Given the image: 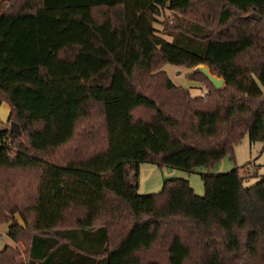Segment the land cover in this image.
Here are the masks:
<instances>
[{
    "label": "trees",
    "instance_id": "trees-1",
    "mask_svg": "<svg viewBox=\"0 0 264 264\" xmlns=\"http://www.w3.org/2000/svg\"><path fill=\"white\" fill-rule=\"evenodd\" d=\"M163 9L193 17L164 22L171 40L154 27ZM163 64L204 65L223 85L196 69L209 91L193 96ZM1 102L0 169H38L31 229L0 214L24 242L12 264H264V174L202 173L203 195L184 178L137 191L140 162L210 168L245 133L264 140V0H12ZM158 245L166 260L144 259Z\"/></svg>",
    "mask_w": 264,
    "mask_h": 264
},
{
    "label": "rangeland",
    "instance_id": "rangeland-1",
    "mask_svg": "<svg viewBox=\"0 0 264 264\" xmlns=\"http://www.w3.org/2000/svg\"><path fill=\"white\" fill-rule=\"evenodd\" d=\"M12 0H0V12L4 10ZM193 19V17L181 15L180 13H174L167 9H163L161 14L157 16V21L154 23V27L159 35L165 39L171 40V37L162 33L164 29V22L169 25H174L177 19L181 18ZM212 28H215V23H211ZM164 32V31H163ZM200 66V65H198ZM187 68L185 66H176L172 64H163L157 71H164L171 79V81L181 88L190 91L191 95H204L209 91V87L202 78L197 77L195 80L188 78L190 73H194L197 67ZM204 66V65H203ZM155 71V72H157ZM141 76V75H140ZM141 79H144L142 76ZM150 89L156 93L164 94L159 87V77L154 75L152 78ZM7 107L4 103L0 105V111ZM10 121L6 119V122H0V130L10 127ZM238 168L240 173L248 175L244 179L245 186L254 184L261 175L264 174V140L251 143L248 139V135L245 133L243 137L234 145L232 155H226L219 160L212 167H197L193 170H182L172 168L169 170L167 167L158 166L152 162L144 161L138 164L137 169V191L140 194H152L157 193L161 189L164 180L171 178H184L187 179L197 195L204 194V186L202 181V173H224L232 169ZM13 169V170H12ZM0 214L4 216L13 215L17 221L22 225L25 230H30L32 225L33 209L35 193L34 185L38 180V169L35 167H29L24 170H18L16 168H2L0 169ZM10 170V171H9ZM248 171V173H246ZM4 176H22L15 189H7ZM37 185V184H36ZM36 189V187H35ZM8 192V194L6 193ZM7 222L0 224V249L7 246L10 250L16 253V257H7L3 260H9L11 262H23L24 261V242L18 240L13 242L6 235ZM164 244V243H163ZM144 259L148 257H155L159 260H166V253L163 245L156 246L153 251L143 253Z\"/></svg>",
    "mask_w": 264,
    "mask_h": 264
},
{
    "label": "water",
    "instance_id": "water-1",
    "mask_svg": "<svg viewBox=\"0 0 264 264\" xmlns=\"http://www.w3.org/2000/svg\"><path fill=\"white\" fill-rule=\"evenodd\" d=\"M197 69L201 70V72L208 78V80L213 84L216 89H220L222 87L223 79L212 75L206 66L200 65L197 67ZM12 128L16 129L17 125L15 123H12ZM171 169L172 168H169V170Z\"/></svg>",
    "mask_w": 264,
    "mask_h": 264
},
{
    "label": "crops",
    "instance_id": "crops-1",
    "mask_svg": "<svg viewBox=\"0 0 264 264\" xmlns=\"http://www.w3.org/2000/svg\"><path fill=\"white\" fill-rule=\"evenodd\" d=\"M2 103H4L5 105H6V107H7V110L6 109H2L1 111H0V122H6V119H8V112H9V108H8V105L5 103V102H1L0 103V105L2 104ZM27 168H29V167H18V168H16V169H18V170H24V169H27ZM10 170H11V168H10ZM9 170V171H10ZM13 170V169H12ZM0 172H3L2 170H0ZM36 184L37 183H35V185H34V193H35V187H36ZM32 209H33V203H32ZM13 262H11V261H9V260H3V261H0V264H12Z\"/></svg>",
    "mask_w": 264,
    "mask_h": 264
}]
</instances>
